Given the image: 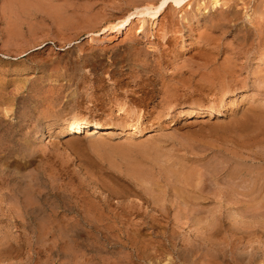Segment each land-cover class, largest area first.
<instances>
[{"label": "rangeland", "instance_id": "rangeland-1", "mask_svg": "<svg viewBox=\"0 0 264 264\" xmlns=\"http://www.w3.org/2000/svg\"><path fill=\"white\" fill-rule=\"evenodd\" d=\"M151 1L0 0V264H264V0Z\"/></svg>", "mask_w": 264, "mask_h": 264}, {"label": "bare ground", "instance_id": "bare-ground-1", "mask_svg": "<svg viewBox=\"0 0 264 264\" xmlns=\"http://www.w3.org/2000/svg\"><path fill=\"white\" fill-rule=\"evenodd\" d=\"M192 0H158L156 3H153L152 1L148 4H146L145 6H143L142 8H136L135 11L129 13L128 15H126L123 19L119 20L118 22H112L108 25H105L104 27H102L101 29V34L103 35L102 37L99 35L96 36H90L88 38V43H105L106 41H111V36H117L120 35L121 33L123 35H125L126 33L132 31L133 29H135V21H139L141 23V26H138L139 28V32H145V30H142V28L144 27V24L151 22V26H153L154 24H156V20L158 18H160V16H162L164 14V12L167 9H170L172 5L175 6H184L185 4L191 2ZM201 1V0H200ZM204 2V1H203ZM212 5L214 7L221 5L222 0H211ZM203 4V3H202ZM203 6V5H202ZM224 6V5H223ZM170 7V8H169ZM176 8V7H175ZM183 8V7H182ZM166 14V13H165ZM197 14V13H196ZM252 14V13H251ZM146 16L150 17V21H148L146 19ZM196 16V15H195ZM136 19V20H135ZM231 19V18H230ZM199 20V18H198ZM221 21V20H220ZM150 24V23H149ZM140 25V24H139ZM148 25V24H147ZM149 26V25H148ZM218 26V25H217ZM137 27V26H136ZM147 27V26H146ZM145 27V28H146ZM150 27V26H149ZM148 30V28H147ZM152 32V31H151ZM246 32V31H245ZM131 33V32H130ZM149 33V32H148ZM153 33V32H152ZM97 34V33H96ZM137 34V32H136ZM141 34V33H140ZM245 34V33H244ZM248 35V34H246ZM126 36V35H125ZM150 36V35H149ZM176 39V38H175ZM241 42V41H240ZM243 45V44H242ZM193 54V53H192ZM223 61V60H222ZM226 64V63H225ZM224 64V65H225ZM223 65V66H224ZM230 65V64H229ZM226 67V65H225ZM231 67V65H230ZM229 68V67H228ZM232 68V67H231ZM229 68V69H231ZM226 69V68H225ZM226 69V70H229ZM235 72V69H233ZM114 71V70H113ZM232 71V70H231ZM227 72V71H226ZM238 72V71H237ZM230 73V71H229ZM240 73V72H239ZM234 79V78H233ZM192 83V82H191ZM228 92V91H227ZM226 94V93H225ZM223 96V95H222ZM236 97V96H235ZM234 97V98H235ZM223 99V98H222ZM221 100V99H220ZM219 100V101H220ZM221 104V103H220ZM99 105V104H98ZM215 105V104H214ZM211 108V107H210ZM188 109V108H187ZM192 109V108H191ZM221 110V109H220ZM250 112V110H249ZM254 112V111H253ZM246 114V113H245ZM258 114V111L257 113ZM71 115V114H69ZM209 115V114H208ZM255 115V113H254ZM62 117V116H61ZM245 117V116H244ZM253 118L255 119L256 117L253 116ZM66 119V118H65ZM247 119V118H246ZM261 119V118H260ZM250 120V119H249ZM253 120V119H252ZM262 120V119H261ZM260 120V121H261ZM236 121V120H235ZM256 121V120H254ZM246 122V120L244 121ZM253 122V121H252ZM65 123V122H63ZM66 127L64 129V131L62 132L63 135H76V134H84V132H88V131H103L107 128L111 127L110 123H106V124H102V123H97L94 121H89L87 119L84 118H79L77 116H71V118H68L66 120ZM255 125V124H254ZM252 126V125H251ZM254 128V126H253ZM257 128V127H256ZM264 128V127H263ZM77 135V136H78ZM73 137V136H72ZM155 151V150H154ZM147 173V172H144ZM39 205V204H38ZM31 206V205H30ZM28 208V206H26ZM42 207V205H41ZM29 210V209H28ZM36 217V216H35ZM11 250V249H10ZM211 261V260H210ZM214 261V260H212ZM261 263V262H260Z\"/></svg>", "mask_w": 264, "mask_h": 264}]
</instances>
